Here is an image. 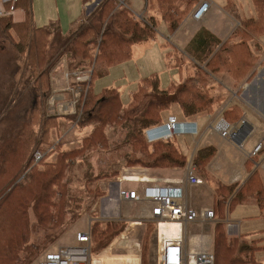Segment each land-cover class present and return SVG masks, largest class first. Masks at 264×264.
I'll list each match as a JSON object with an SVG mask.
<instances>
[{
	"label": "trees",
	"instance_id": "obj_1",
	"mask_svg": "<svg viewBox=\"0 0 264 264\" xmlns=\"http://www.w3.org/2000/svg\"><path fill=\"white\" fill-rule=\"evenodd\" d=\"M251 1L254 6L255 15L243 17L240 15L242 14L241 9L237 4L233 0H228L226 9L241 20L240 26L236 28L233 34L222 43L221 40L207 30H201L193 41V48L196 51L191 52L192 59H189V57L182 58L183 55L179 52L169 54L170 61L175 60L176 62L178 60L176 66L180 73L179 80L169 83L166 87H161L157 74L153 73L141 77L137 83V89L132 92L130 101L127 104L122 102L118 87H106L99 93L95 92L93 90L94 79L108 75L111 67L130 60L133 54L132 47L135 44L155 38L158 26L157 17L149 16V20L143 21L136 17L130 8L127 7L126 0H103L96 15L94 12L90 14L97 18L99 22L98 26L92 24L76 30L73 29L69 34L62 33L60 26L56 23H51L55 24L54 34L49 31L47 26L36 27L33 24L28 8L27 19L22 23L13 22L9 17L0 18V23L7 26L10 30L13 28L20 30L19 26L23 27V31H27L28 37L32 33L33 39L35 38L36 42V38H38L36 34L40 33L45 34L47 40L57 37L59 49L62 50L61 54H70L73 59L66 66L69 71H91L89 80L75 86L80 85L82 89L84 87L82 97L77 103L75 114L60 116L58 113H53L47 116L40 113L42 111L40 103H43L45 96H48L46 103L53 96L51 93L52 81H47V83H44L42 92L41 90H36L34 94H26V97L19 104H16L13 114L17 119H22L17 133L22 136L20 135L21 137L14 141L11 134L16 133L10 127L5 128L0 134V140L3 141L2 149L3 152L5 151L7 157L4 160L12 161L16 160V141L20 140L22 144L26 142L25 139L27 138L23 135L24 131L27 130L26 128L33 122L34 125L40 123L43 126V131L37 138L38 143L41 145L32 147L30 157L27 155L23 159L25 151L22 154L21 161L23 160L24 163L30 159V168L27 170L25 179L18 181L12 186L10 191L0 192V225H2V220L5 223L11 224L15 235H11L10 240H8L9 242L6 243L3 240L5 237L4 225L0 226V264H14L21 251L27 253L24 256V261L22 260L23 263H32L41 254L47 243L57 239L67 226L76 222L83 214V203L87 198L81 194L76 196L78 191L75 193L71 188V184L73 183L74 185V182L82 181V185L85 187L88 182H93L109 175L110 166L100 164V170L95 172L92 165L87 164L85 165L86 171L87 169L89 171L85 172L84 180L77 178L76 174L72 172L75 159L71 158V156L67 158V155H71V151L69 153L65 152L67 150L64 151L65 156L59 158V165L52 166V163L47 161V159L65 143L61 137L58 138L59 141H56V143L47 142V138L45 137L48 134V130L54 128V121L64 120L63 122H70L78 128L86 126L95 119L97 122H100V125H106L109 121H112V126L119 141L111 144L112 141L108 136L102 137L100 140V152L102 150L105 152L108 148H111L110 153L114 154L113 158L116 159L122 155L125 159H128L122 153L123 150L124 152L133 154L135 151L137 152V145H141V155H138L136 160L142 163L144 159H151L152 161L147 166L148 168L181 167L186 164L187 159L176 137L148 142L145 137V131L151 126L162 123L161 113L171 111L174 106H178L182 117L186 118H194L199 114H211L213 112V102H219L217 105H220L224 100L223 95L217 89L219 83H216L215 77L225 72L232 80L239 81L247 74L253 64L259 60L261 45L255 41V38L260 37L264 33V0ZM198 2L199 0H149V8L152 13L155 12L161 15L168 25L169 32H174ZM81 21H83V18ZM245 21L247 22V26L243 24ZM34 42L32 40L29 42V52L25 56V59L23 58L25 61L29 59L28 61L31 63L30 66L28 65V69H25L26 71L35 70V52L32 54ZM59 49L57 48L58 51H60ZM20 60L21 57L17 56V70H9L6 73L5 79H9L8 84L15 80L17 83H24L26 77L20 66H23L25 63L19 64ZM84 61L88 63V66L81 64ZM21 73L24 74L23 77ZM0 77L2 78V76ZM61 80L63 81V78ZM59 83L57 82V84ZM232 85L235 86L234 84ZM213 90H215V94L212 93ZM16 92H21L20 88L16 89ZM2 94L3 91L0 90V115L4 113L5 106L11 102V98L4 95L5 93ZM146 96L152 98L137 114L138 116L135 115L131 120L126 116L127 124L125 122L122 125L123 127L117 128L114 124L116 113L118 112L121 118L123 115L119 113L121 110L127 112L131 105ZM241 116L242 110L238 105H231L223 112L224 119L231 124L237 123L241 119ZM61 127L57 128L56 133L58 130H62ZM42 142L47 143V145L43 147L44 144ZM105 144L108 145V148L104 146ZM113 144H118L120 147H113ZM85 145H87V149L92 151L89 141L80 142V144L74 145L71 148H83ZM37 150L44 154L43 158L38 162L34 160V153ZM145 150L149 151L148 155L144 153ZM216 153L217 149L213 145L197 149L193 156V163L197 167L198 172L204 175L208 174L206 166ZM48 164L50 167L45 172L36 170ZM48 170L49 172H47ZM23 180L24 183L22 184ZM236 188L237 186L234 184L218 183L215 192L220 208L229 199L231 205L252 199L264 211V183L260 178H251L232 196ZM85 190L87 193L90 191ZM92 194H90V198L91 196H95V194ZM14 203L16 204V209L12 211L11 208ZM30 205L33 206L35 219L43 226V229L47 233L43 241H38L37 245H25V241H27L26 237L29 234L26 210ZM67 214L70 217L65 221ZM97 226H100L99 223H92L91 225V237L93 236L91 253L93 254L100 252L110 241H113L124 230L126 224L121 222L103 223L101 224V228L94 232ZM97 236L99 237L97 238ZM226 240L227 238L224 237L223 233L218 231V235L216 236V251L214 252L215 264H223L220 257L224 260L225 256L228 259V263L224 262V264H241L236 257L232 259L230 256L231 248L235 246L234 241L231 242L232 244L227 245ZM225 245L230 247V250L224 249ZM227 251L229 252L227 253ZM9 259H11V263ZM249 260V263L252 262L251 264H254V261Z\"/></svg>",
	"mask_w": 264,
	"mask_h": 264
},
{
	"label": "rangeland",
	"instance_id": "obj_2",
	"mask_svg": "<svg viewBox=\"0 0 264 264\" xmlns=\"http://www.w3.org/2000/svg\"><path fill=\"white\" fill-rule=\"evenodd\" d=\"M61 1L62 0H57V4H58V7L60 8V12H63L64 4H61ZM137 1L127 0V3L132 9L137 11L138 10ZM235 1L237 3L240 2L238 4L241 5L240 8H241L242 13L243 12L246 13V14L243 13L244 15L243 14H240V15L243 17H245L246 15H249L250 13L249 5H251V2H250L251 0H235ZM102 2L103 0H100L99 4H97L96 1L92 3L91 6L96 4L95 8L92 9L95 15L97 11L99 10L100 4ZM60 18H61L59 20L60 24L63 26L65 31H68L70 27L69 24L71 23V18L68 16L63 19L62 14ZM145 19L149 20L150 17L147 16V18ZM159 20L161 21L162 24H164V21L160 18V16H159ZM237 20L239 22V25H238L239 27L241 24V20L238 18ZM92 24L98 26L99 22L97 21V18L94 15L92 16L87 15L83 18V21H79L74 26V29L76 30L78 28H81L84 26L86 27ZM243 24L244 26H247L246 21ZM19 28L20 30H17L14 28H13L14 30L13 29L10 30L7 26L0 23V76H2V78L0 77V90L3 91V94L5 93L4 95L11 98L10 104L5 106L4 113L0 115V134L2 133L3 130H5V128H8V127L13 128L14 133H16V134H11L14 141L22 136L21 134H17L18 128H19V125L22 119L21 118L17 119L16 117H14L15 115L13 114V112L16 109V104H19V102L23 98L26 97L25 96L26 94H31V93L34 94L36 90L37 91L41 90L42 92L44 83H47V81L48 82L52 81V89H51L52 95H54L55 93H61V92L63 94L65 93L66 99L62 100L64 101L65 106H66V103H68L69 101L70 102L73 101L75 98L74 92L72 91L71 88H69L73 81L71 80L70 82L64 81L65 80L64 73L70 72L68 67L66 66L68 62L73 61V59L70 54L69 55L66 53L61 54L62 50L59 49L57 37H55L54 39L52 37L51 39L47 40L46 35L40 33V34H36V36L38 35V38H36L37 40L36 42L35 38L33 39L32 33H30L28 37L27 31H23L24 28L21 26H19ZM47 28L52 34L55 33V24L48 25ZM155 38L156 40L152 39V40H147L143 43L135 44L133 46L132 59L125 63L111 67L108 75L102 78L94 79L93 90L96 92L102 87H109V86L118 87L121 93L122 102L124 104H127L130 101V96L132 92L137 89V86H138L137 82L140 79V77L147 75L149 72H152L154 70L158 71L160 75L161 87H166L171 81H178L179 80L178 68L174 69V68H169L167 66V59H166V56H164L163 54L164 47L159 46L160 45L159 43L161 42V40L163 41V39L160 38L159 33H157ZM31 40L32 42L35 41L33 44L32 54L33 52H35L34 57L36 60V66H35L34 71H31V70L26 71L25 69H28V65L30 66L31 63L28 61L29 59L25 61L23 60V58L25 59V56L29 52L28 46ZM255 41L257 43H260V45L263 46L264 45V33L260 37L255 38ZM57 48L60 51H58ZM159 51H161L162 58L164 56L163 60L160 59V62H157V61L151 62L154 56H159ZM152 54H153V57H151ZM17 56L21 57L19 64H21L22 62L25 63L23 66H20V65L19 66L25 73L26 79L24 80V83H21V84L17 83L16 80L8 84L7 82L9 79L6 80L5 75L9 70L18 69V65L16 63ZM38 57H40V59H38ZM147 61L148 63H146ZM81 64L88 66L87 65L88 63H86L85 61L81 62ZM21 76L23 77L24 74L21 73ZM62 78L64 82L62 81L61 83H59L60 81L58 80H61ZM215 80H216V83H218L219 79L217 78ZM57 82L59 84H57ZM68 84H69V87H68ZM67 87H68L67 92L65 91L59 92L60 90H63ZM12 88L13 90H11ZM19 88L21 92L17 93L16 89L18 90ZM83 90H84V87L83 89L81 88V92ZM224 91L225 93L227 92L226 89H224ZM10 92H12L11 95H10ZM212 93L215 94V90H213ZM47 98L48 96H45L43 103L42 102L40 103L41 109H42V111H40L41 114L43 113L47 116L53 113H58L60 114V116L73 115L72 112H67V111L65 112V110L67 109H59L58 107H55L54 100L53 99L51 100L52 97L46 103ZM151 98L152 97L150 96H146L142 100L136 101L133 105L130 106V109L127 112H123V110H121L119 112L120 114H123L121 118L117 112L115 116V120H114V124L116 125V127L117 128L123 127L122 125L123 123L125 124V122L127 124L126 116L129 117L130 120L135 115L138 116L137 114L143 109L145 104H147V102ZM237 101H238V98L235 95H231L230 99L226 101V103L224 104L225 106L222 108L220 106L221 104L217 105L219 102H216V103L213 102L214 104L212 106L213 112L211 114H214L216 119L218 118L217 116L219 115L220 117H222L223 112L231 105H235L233 103ZM263 108H264V101H263ZM75 110H77V107H75ZM180 112L181 111L178 108V106L177 107L174 106L171 111H166V112L161 113V116H162L161 120L163 119V122H164L168 119V117L171 114L180 113ZM178 119H181L180 115H178ZM208 119L210 121V118ZM63 121L64 120L54 121L53 122L54 128L49 129L48 134L45 137L47 138V142H50V143H56V141L58 142L59 141L58 138L60 137L61 139H63L62 141L65 142L62 147H59L57 152H53V154L50 155L47 161H50L52 163V166L53 165L56 166V164L59 165V160H60L59 158H61V156H65L64 151L67 150L65 151L67 153L71 151V155H67V158H70L69 156H71V158L75 159V165L72 169V172L76 174L77 178H81L84 180L83 177H84V174H86L85 172L89 171L88 169L86 171L85 165L87 164L92 165L93 171L95 172L97 170H100L99 168L100 164L108 165L110 166L109 175L105 176V178L101 177V179L99 180L88 182L85 187L84 185H82L83 183L82 181H76L74 182V185L73 183L71 184L72 190L75 191V193L78 191L76 193V196L81 194V195L86 196L85 198H87L83 203V214L80 216V218L76 220V222L67 226L64 232L57 239H55L52 242L47 243L45 245V248L42 250L41 254L37 258H35L33 262L30 264H37L44 252L51 250L52 248L57 247L58 245L72 244L74 236L79 230L86 229L89 226L91 227L92 223H99L100 226H97V228L94 229V232H95V230H98L99 228H101V224L103 223L106 224L108 222L125 223L130 229L132 227H135L134 231L130 233L139 232L140 240L138 241L142 242L141 247L143 249V252H142L143 257L141 255V250L137 254L139 258L138 264H158V257H157L158 238H157L156 223L154 222V220L148 219V218L145 220L137 219L136 218L137 216H135L134 214H131V215L124 214L123 216L119 214L116 215L117 211L112 212L113 215H111L109 211L105 212V209H106L105 200L111 197L112 193L116 192L117 184L119 183L120 177L121 176H136V174L140 172L142 168L149 166L152 160L144 159V162L142 163L136 160L138 155L139 156L141 155L140 154L141 153L140 151H142L141 145L139 146L137 145L136 147L137 152L135 151L133 154L124 152V150L123 152L121 151L123 154H125L128 157V159H125L122 155L119 158L118 157L116 159L113 158L114 154L112 152L110 153L111 148H108L107 144H105L104 146L107 147L108 149L107 150L105 149L106 150L105 152L104 150L100 152L99 151L101 147L100 140L102 137L108 136L110 140L112 141L111 144L116 141H119L118 137L115 134L114 127L112 126V121H109L106 125H100V122L99 121L97 122V120L95 119L93 122L88 123L86 126H82V128H78L75 125L71 124L70 122H63ZM209 123L210 122L205 123L208 125H207V129L204 135L199 134L194 137L188 138V140L186 141L182 140L180 137H176L179 146L181 147L182 151L185 154L186 159H193L194 152L196 148H198V146H200L201 144L205 142H211L215 146H218L220 149V152L217 155V158L221 157L225 153L224 155H226L228 159L234 161V159H239L241 150L245 152V150L252 148L255 142L259 138L264 136V132H263L264 130L263 131H261V129L259 131L254 130L251 133V135L247 138V140L244 143H242V148L239 147L238 145L227 146L225 144L224 145L221 144L220 142L222 140L221 137L213 135L215 132H211L213 129L210 127ZM42 127L43 126L40 123L37 125H34V122H33L31 123V125H29V127L26 128L27 130H25L23 133L24 137L27 138L25 139L26 140L25 144H22L20 140L16 141L15 143V151H16L15 159L16 160H12V161L4 160L7 157H6L5 151L3 152V149H2L3 141L0 140V192L10 191L12 189V186H14L18 181L25 179L24 177L27 174V170L30 168L29 166L30 159L24 163L23 160L21 161L22 154L25 151L23 154V159L27 155L28 157H30L32 147H38L41 145L40 143H38L37 138L41 135L43 131ZM59 127H61L62 130H58V132L56 133V130L57 128L59 129ZM261 127L264 129V126H261ZM243 132L245 131L243 130ZM84 141L90 142L91 144L90 148L94 152L87 149V145L83 146V148H71L74 145L80 144V142H84ZM42 144H44L43 147L47 145V143H43V142ZM113 147H120V146L118 144L116 145L113 144ZM144 153L148 155L149 151L145 150ZM49 167L50 166L48 164V165L41 166L40 168H37L36 170L40 172H45ZM49 170L47 172H49ZM23 183H24V180L22 184ZM207 185H204L203 187L196 186V185L193 186L194 192L192 194V203H190V205H192L194 209H196L197 211H199L198 209L204 206H210L212 204L211 192L213 190L210 185H208L209 187ZM85 189L90 190V191L87 193ZM95 191L97 192L95 193ZM91 193H93L92 195L95 194V196H91L90 198L89 196ZM253 206L254 205L239 206L232 212V216H238L240 214L241 209L248 208V209L254 210ZM124 207H125L126 212L131 211L134 213L133 207L130 206L129 204L124 205ZM15 209H16V204L14 203L11 210L15 211ZM26 214H27V219H28L27 226L29 227V234L26 237L27 241H25L26 243L25 245H31V244L37 245L38 241L39 242L43 241L47 233L43 229V226L39 224L37 220L35 219L32 205H30L27 208ZM69 217L70 215L67 214L65 217V221H67ZM198 220L194 222H189L187 224V226L190 228L189 230L195 231L193 229L195 227L196 230L204 231L208 228V227H205L207 223L200 222ZM133 221L135 222L138 221V223L139 222L140 223L132 224L133 226L130 227L131 222ZM248 223L252 226H255V225L259 226L260 224V222L256 219L249 220ZM2 225H4V233H5V237L3 240H5V242L8 243L9 242L8 240H10L9 238H11L10 236L11 235L15 236L14 231L12 229L11 224L5 223L3 220H2ZM129 228H127L128 233L130 230ZM0 235H1V230H0ZM131 236L132 235L130 234L126 236V238L124 239H122V237H118V240L120 242L123 241L121 244L120 252L118 253L120 254L127 253L129 248L126 247L125 245H126L127 240L131 238ZM98 237L99 236H97V238ZM111 242L112 241H110L104 248L108 247L111 244ZM138 248L139 247H137V249ZM26 254L27 253H25L24 251H21V254L18 255L17 256L18 258L14 261V264H25L23 263V261H24V256H26ZM9 262L10 263L12 262L11 259H9Z\"/></svg>",
	"mask_w": 264,
	"mask_h": 264
},
{
	"label": "crops",
	"instance_id": "obj_3",
	"mask_svg": "<svg viewBox=\"0 0 264 264\" xmlns=\"http://www.w3.org/2000/svg\"><path fill=\"white\" fill-rule=\"evenodd\" d=\"M99 4L100 0H62L61 4H64L63 12H60V8L58 7L57 0H22L19 5V10L16 13V17L22 23L27 19V8L30 11L32 16L33 24L36 27L48 26L51 23H56L60 26L62 33L69 34L74 26L82 20L85 16H91L93 13L92 9L95 8V2ZM137 1V0H136ZM237 6L240 8L241 5L238 4L240 2H236L233 0ZM208 3V9L206 11H202L198 17L195 14L198 12L200 7L204 3ZM249 5V15H255L254 6L252 4ZM139 3V4H138ZM228 0H199L194 9L187 15V17L183 20V22L179 25V27L174 32H169L167 23L162 19L159 13L151 12L149 8V0H139L137 1L138 10L135 11L132 9L126 0L127 7L143 21L146 20L147 16H155L157 17L158 26L156 28L157 33L160 34V38L163 39L159 43V46H163V54L167 59V66L169 68H177L176 62L178 60H169V54L172 52H179L183 57H189L192 59L191 52H195L196 50L193 48V41L199 34L201 30H207L216 38L223 42H225L236 30L239 25L237 17L231 14L227 9L226 5ZM241 9V8H240ZM64 13V15H63ZM89 13V14H88ZM242 13V11H241ZM244 13V12H243ZM242 13V14H243ZM61 14L63 19L66 17L71 18V23L69 24L68 31H65L63 26L60 24L59 20L61 19ZM246 14V13H244ZM243 14V15H244ZM246 15V16H249ZM160 18L164 21V24L159 20ZM156 40V38H153ZM152 40V39H150ZM154 40V41H155ZM155 48V47H154ZM133 53V47H132ZM163 56V58H164ZM133 57V54H132ZM153 57V54L152 56ZM161 51H159V56H154L151 62L157 61L160 62L162 59ZM181 58V60H182ZM132 59V58H131ZM130 59V60H131ZM176 59V57H175ZM129 61V60H128ZM127 62V61H126ZM125 63V62H124ZM148 63V61L146 62ZM145 63V64H146ZM145 66V65H144ZM157 69V68H156ZM91 71H76L74 73H90ZM73 73V72H66ZM65 74V82L72 79L67 78ZM157 74L160 79V75L157 70L149 72L150 74ZM63 74V76H64ZM178 74L180 75L179 71ZM143 76V77H145ZM141 78V77H140ZM218 78V83L220 84L217 89L223 95L224 100L221 103V108L224 107L227 100L230 99L231 95H235L238 98L237 102L233 104L238 105L242 110L241 119L246 120V124L240 128L241 131H248L247 137L241 142L240 145L236 144L233 140H229L227 138H223L215 129V124L218 118H215L214 114H199L194 118H186L182 117V113H173L178 117L180 115L181 121H194L197 122L199 127V134L204 135L207 125L206 122H210V127L213 129L211 132H215L213 135L219 136L222 138L220 141L221 144H225L227 146L238 145L242 148V143H244L247 138L251 135V133L255 131H263L264 129L261 126H264V45H261V53L260 58L257 60L251 69L247 72V74L241 78L239 81L235 79H231V77L223 72V74L215 77ZM62 82V80H60ZM63 81V82H64ZM139 81V80H138ZM173 82V81H171ZM169 82V83H171ZM73 83V82H72ZM71 83V84H72ZM138 83V82H137ZM234 84L235 86H233ZM69 87V84H68ZM67 88L60 90L67 92ZM113 87V86H109ZM106 87L100 88L96 92H101L102 89ZM224 89L227 90L225 93ZM263 97V98H262ZM54 100V105L57 107L62 100H65V93H55L51 100ZM223 111V110H222ZM220 113V112H219ZM172 114V115H173ZM178 114V115H177ZM223 117V115H222ZM210 118V121L209 119ZM240 119V120H241ZM239 120V121H240ZM202 124V125H201ZM203 126V127H202ZM264 132V131H263ZM198 134V135H199ZM196 135H182L178 136L182 140L186 141L188 138L194 137ZM263 142L262 149L253 154L254 147L259 143ZM185 145V144H183ZM213 145L211 142H205L198 146L204 147ZM222 145V146H223ZM217 149L216 155L211 159V161L207 164L206 170L208 174H201L198 172L197 167L193 163V159H187V162L184 166L181 167H168V168H148L144 167L140 172L136 174V176H121L119 179V183L117 184L116 192L111 194V197L105 200V212L109 211L111 215L112 212L117 211L116 215L119 214L121 216L134 214L137 216V219H152L156 223L157 230V238H158V248H157V257L158 264L160 248L162 246L163 239H181L182 247L184 251L185 262L184 264H191L189 262V256L192 252L207 250V251H216V236L218 235V231L222 232L224 237L227 238L226 242L228 244H232L234 241L235 246L231 248L230 256L232 259L236 257L241 264H251L249 263V259L254 261V264H264V211L259 206V204L252 199L237 202L234 205L229 203L230 199L227 203L220 208L219 203L217 201V196L215 192V188L218 183L221 184H234L237 186L232 196H234L240 188H242L251 178H260L264 183V136L259 138L254 146L248 150H241V154L239 155V159H234V161L227 158L226 155H222L217 158V155L220 152L218 146H215ZM195 152L197 151V149ZM194 152V154H195ZM189 165H192L196 169V174L203 180L202 184H189L186 182L187 169ZM210 185L212 187V204L210 206H204L198 210L202 209H213L215 212V220L211 221H201L205 222L208 227L204 231L189 230L190 228L187 226V223L176 222V221H166L163 223H158L156 218L152 215V209L154 204L151 201L146 199H142L143 192L147 186H164V185H178L183 188L184 197L181 200L182 203L187 204L189 207L194 208L190 203H192V194L194 192L193 186H201ZM207 185V186H208ZM209 187V186H208ZM207 187V188H208ZM121 188L125 189H135L139 195V201H129L123 200L119 196V190ZM129 204L133 207L134 213L131 211L126 212L124 205ZM243 205H254L253 209H241L240 214L238 216H232V212L239 206ZM258 220L260 222L259 226H252L248 222L249 220ZM140 223V222H139ZM138 221L131 222L132 224H139ZM220 223V224H219ZM129 224V222H128ZM187 226V227H186ZM261 226V227H260ZM178 227V228H177ZM258 227V228H256ZM74 228V227H73ZM127 225L124 230L111 242V244L103 248L100 252L96 254H91V259L89 264H138L139 258L137 254L141 250V255L143 257V249L142 242L140 240L139 232L130 233L134 231L135 227H132L127 232ZM175 228V229H174ZM126 229V231H125ZM174 231H172V230ZM72 230V229H71ZM169 233V234H168ZM132 235L129 240L126 242V247H128V251L126 254H120L121 244L123 241H119L118 237H122V239L126 238L128 235ZM75 244V236L73 239V243ZM119 245V246H118ZM138 245V249H137ZM67 246V245H58L57 247L52 248L51 250L58 249L59 247ZM119 247V248H118ZM224 249L230 250V247L224 246ZM229 251H227L228 253ZM215 254V253H214ZM221 262L228 263V259L226 256L224 260L220 257Z\"/></svg>",
	"mask_w": 264,
	"mask_h": 264
},
{
	"label": "built area",
	"instance_id": "obj_4",
	"mask_svg": "<svg viewBox=\"0 0 264 264\" xmlns=\"http://www.w3.org/2000/svg\"><path fill=\"white\" fill-rule=\"evenodd\" d=\"M22 0H0V18L9 17L13 22H20L16 17L19 10V5ZM208 9V3H204L196 17L202 11ZM66 77L72 79L74 83L69 88L74 92V100L65 103L60 102L57 107L59 109H67L65 112L76 113L75 107L82 97L81 87L79 84L90 79V73H66ZM246 124L243 118L237 123L231 124L219 117L215 124L216 131L223 137L230 140L236 138V132ZM199 127L194 121H181L175 115H170L168 119L160 124L154 125L146 129L145 137L148 142L158 140H166L182 135H198ZM263 146V142H259L253 149V154L258 153ZM44 154L37 150L34 153V160L36 162L43 158ZM186 182L189 184H201L203 180L196 174L194 166L189 165L187 169ZM119 196L123 200L139 201L140 195L135 189L121 188ZM184 197L183 188L178 185H164V186H147L143 192L142 199L151 201L154 206L152 215L158 223L166 221L194 222L198 219L201 221H211L215 218L213 209H196L189 207L187 204L181 202ZM91 227L79 230L75 234V244L59 247L55 250H48L44 252L37 264H89L91 259ZM138 247V245H137ZM191 264H215V255L212 251L202 250L192 252L189 256ZM159 260L161 264H184L185 257L182 247L181 239H163L160 248Z\"/></svg>",
	"mask_w": 264,
	"mask_h": 264
},
{
	"label": "water",
	"instance_id": "obj_5",
	"mask_svg": "<svg viewBox=\"0 0 264 264\" xmlns=\"http://www.w3.org/2000/svg\"><path fill=\"white\" fill-rule=\"evenodd\" d=\"M248 133H249L248 131L243 132L241 130L236 132V138H234L233 141L236 144L240 145L241 142L247 137Z\"/></svg>",
	"mask_w": 264,
	"mask_h": 264
},
{
	"label": "bare ground",
	"instance_id": "obj_6",
	"mask_svg": "<svg viewBox=\"0 0 264 264\" xmlns=\"http://www.w3.org/2000/svg\"><path fill=\"white\" fill-rule=\"evenodd\" d=\"M220 224V223H219ZM178 228V227H177ZM175 229V228H174ZM172 230V229H171ZM172 231H174V230H172ZM169 234V233H168Z\"/></svg>",
	"mask_w": 264,
	"mask_h": 264
}]
</instances>
